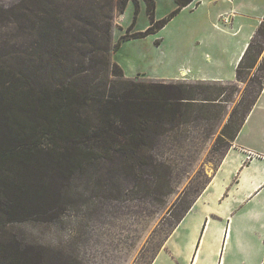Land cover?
<instances>
[{"label": "trees", "instance_id": "trees-1", "mask_svg": "<svg viewBox=\"0 0 264 264\" xmlns=\"http://www.w3.org/2000/svg\"><path fill=\"white\" fill-rule=\"evenodd\" d=\"M130 1L139 7V0H20L7 13L20 37L33 39L34 50L19 47L8 55L11 64L0 63L4 225L30 217L53 222L64 216L72 197L82 195L74 190L79 178L89 184L98 180L110 198L122 197L130 182L153 194L169 186L176 167L173 150L188 143L179 138L184 126L192 116L197 121L205 106L221 104L229 86L238 89L222 80L126 78L112 60L110 45L114 14L125 11ZM143 1L153 15L155 1ZM175 2L171 15L194 0ZM254 34L236 68L237 83L245 82L258 63L264 71L259 58L264 41L256 40L258 35L264 38V19ZM250 79L259 87L245 104L243 117L234 120L233 111L225 124L224 157L264 90V74ZM199 88L212 92L213 98H201ZM104 163L115 166L102 170ZM194 202L183 209L174 231ZM43 247L11 237L5 226L0 229V264H45Z\"/></svg>", "mask_w": 264, "mask_h": 264}, {"label": "rangeland", "instance_id": "rangeland-1", "mask_svg": "<svg viewBox=\"0 0 264 264\" xmlns=\"http://www.w3.org/2000/svg\"><path fill=\"white\" fill-rule=\"evenodd\" d=\"M19 1L0 0V13L4 14V17L0 18V63L3 65L11 64L8 55L16 54L19 47L21 51L34 50L33 39L20 37L13 16L7 15ZM154 1L156 8L153 15L149 14L148 4L143 0H139V7L130 1L125 11L118 10L114 14L110 45L112 60L122 67L126 78L166 82L208 80L210 83L212 77L203 79L191 76L200 73L198 70L200 67L197 68L198 72L186 71L185 74L179 75V79H174L180 74L182 64H191L189 58L190 50L195 47L194 36L207 37L201 30L209 24H194L193 18L206 8L227 10L234 8L239 12L244 10L245 13L254 9L255 12L251 15L238 16V20L234 19V24L236 21L239 22V19L252 24L251 27L248 24L246 30L256 28V24L260 26L264 19L263 16L260 23H257L258 17L264 14V0H202L201 3L200 0H194L192 5L187 6L190 8L174 15H171L177 9L174 0ZM229 16L232 18V15ZM169 17L170 19L162 26L164 19ZM222 20L225 22L228 20L227 24L232 25L227 17ZM197 27L200 29H196ZM147 29L151 32L147 36H142ZM212 30L213 28H209L208 33L213 32ZM245 34L244 31L240 38L244 39ZM236 37L225 36L223 39L229 41L237 39ZM189 38V41H184ZM256 40L263 42L264 38L258 35ZM118 43L119 46L115 49ZM259 58L264 63V51ZM207 59V63L214 67L213 71L217 70L218 74H224L226 79L234 78L222 81L228 84L235 83L238 89L229 86L223 94L227 101L223 100L218 106L214 104L211 107L205 106L208 112L202 113L195 122L192 116L191 124L184 126L179 138L187 139L188 143L173 150L177 154L176 167L171 174L169 186L166 185L153 194L144 186H136L130 182L125 186L122 197L110 198L102 192L98 180L89 184L88 180L79 178L74 181V185L76 184L74 190L82 195L72 197L73 202L68 204L64 216L53 222H42L30 217L13 221L8 225H4V219H8V216H3L4 207L0 197V229L5 226L11 237L43 245L45 264H152L168 238L173 235L174 224L183 209L194 202L204 187L211 183L213 175L224 160L228 147L227 138L222 137L225 124L233 111L234 120L239 121L243 117L245 104L251 100L259 87L256 81L251 82L250 77L255 74L262 77L264 74V71L258 70V63L245 82L237 83L233 63H227L222 58L216 60V57ZM16 63L20 64L19 60L15 61ZM30 63L29 61L28 64ZM197 92L201 98L211 99L214 96L205 88H199ZM235 124L236 121L233 126ZM111 166L115 165L104 163L102 170ZM220 177L223 178V173ZM231 182L227 187L230 188ZM75 199L77 200L74 201ZM207 218L213 219L212 226L221 220L218 214L213 213ZM190 221L189 219L187 223ZM254 224L256 227L259 226L256 221ZM244 227V240L248 241L252 248L257 247L260 242L255 239V233L249 224ZM187 234L188 228L186 226L181 228L171 244L177 242L181 245L180 250L183 252L179 261L183 263L184 256L188 253ZM225 255L228 256V264L235 260L237 264H250L249 261L257 264L261 257H258L255 251L235 253L233 249L218 254L220 258L222 256L224 258ZM215 258L216 256L211 255L209 261ZM201 260H205L204 254H201Z\"/></svg>", "mask_w": 264, "mask_h": 264}, {"label": "crops", "instance_id": "crops-1", "mask_svg": "<svg viewBox=\"0 0 264 264\" xmlns=\"http://www.w3.org/2000/svg\"><path fill=\"white\" fill-rule=\"evenodd\" d=\"M201 2L202 0L199 1ZM187 6L180 12L190 8ZM199 11L200 9L197 10ZM254 12V9L245 13L244 10L239 12L234 8L230 10L206 8L201 14L196 15L193 18L194 24H209L201 30L207 37L194 36L195 47L190 50L189 58L191 64H182L179 69L180 74L174 79H179V75L185 74L186 71L192 73V70L200 67L201 69H198L200 73L191 76L203 79L212 77L211 80H233L234 78L226 79L224 74H218L217 70L213 71L214 67L207 63V58L216 57V60L222 58L227 63H233L237 68L259 24H256L257 27L252 30H246L250 24L248 21L239 19V22L236 21L234 24V19L238 20V16L246 17ZM229 15H232V18ZM263 16L264 14L258 17L257 23H260ZM225 17L231 20L232 25L227 24L228 20L227 22L222 20ZM209 28H213L210 34ZM244 31L246 34L244 39H241ZM225 36H237V39L226 41V38L223 39ZM189 40L190 38L184 41ZM221 173L223 178L220 177ZM230 182L229 188L227 186ZM211 213L218 214L221 218L215 222V226H212L213 219L207 218ZM189 219L191 221L187 223ZM254 221L259 226L256 227ZM248 224L255 233V239L260 242L257 247L252 248V245L244 240V225ZM185 226L188 228L186 236L188 253L185 254L183 263L179 261L183 252L180 250L181 245L177 242L171 244L181 228ZM229 249H233L235 253L255 251L258 257L261 256L257 264L264 262V90L237 134L233 146L213 175L211 183L193 203L188 214L181 220L173 235L168 238L152 264H228V256L220 258L218 254L225 250L228 252ZM201 254L205 255V260H201ZM211 255L216 256L215 260L209 261ZM249 262L254 264L252 261ZM230 264H237V261Z\"/></svg>", "mask_w": 264, "mask_h": 264}]
</instances>
